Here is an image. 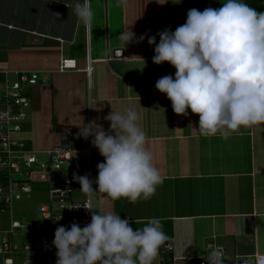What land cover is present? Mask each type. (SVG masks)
<instances>
[{"label": "crops", "instance_id": "crops-1", "mask_svg": "<svg viewBox=\"0 0 264 264\" xmlns=\"http://www.w3.org/2000/svg\"><path fill=\"white\" fill-rule=\"evenodd\" d=\"M244 2L264 12V0ZM78 3L83 0H0V73L12 78L22 71L39 73L37 83L27 88L31 105L17 137L38 155L46 154L62 143L60 132L80 130L93 119L107 130L111 122L104 116L134 107L163 182L150 199L135 203L93 191L94 211L130 218L134 230L159 218L165 242L178 256L209 253L207 243L214 240L226 247L227 263L241 254L256 255L264 264V123L241 128L227 139L219 133L201 135L199 116L191 109L187 116L176 114L167 95L155 87L163 76L174 78V66L153 62L154 46L147 38L127 44L120 38L125 30L136 37L168 27L175 31L190 9L220 8L224 0H89L87 24L71 13L69 6ZM116 49H123L125 58L109 60ZM64 57L75 59L77 67L60 71ZM88 58L91 73L85 69ZM83 145L82 140L73 143L71 168L80 172L90 164L95 180L97 164L105 158L92 145L89 162L79 149ZM34 183L49 194L50 182ZM92 187L98 189L95 183ZM80 188L73 185V199L86 197ZM155 264H160L159 253Z\"/></svg>", "mask_w": 264, "mask_h": 264}, {"label": "clouds", "instance_id": "clouds-1", "mask_svg": "<svg viewBox=\"0 0 264 264\" xmlns=\"http://www.w3.org/2000/svg\"><path fill=\"white\" fill-rule=\"evenodd\" d=\"M69 7L83 23L90 22L89 0ZM130 33L120 34L126 44L147 38L154 46L153 62L174 66V78L163 76L155 87L167 95L176 114L187 116L191 109L199 116L201 135L219 133L227 139L241 128L264 123V12L244 0H224L220 8L190 9L186 22L175 31L168 27L147 37ZM103 119L111 122L107 130L93 119L79 126L77 133L84 139L92 137V145L105 158L97 164L98 175L94 181L90 174H74L73 179L85 193H104L112 200L123 197L129 203L150 199L163 177L146 147L139 113L134 107L124 112L113 109ZM93 183L98 189H93ZM81 207L91 212V222L83 228L76 222L70 228H56L52 241L57 249L56 264H153L167 240L159 218L151 217L143 228L134 230L130 218L97 213L87 203L72 208ZM222 256V249L216 248L207 262L223 264Z\"/></svg>", "mask_w": 264, "mask_h": 264}, {"label": "built area", "instance_id": "built-area-1", "mask_svg": "<svg viewBox=\"0 0 264 264\" xmlns=\"http://www.w3.org/2000/svg\"><path fill=\"white\" fill-rule=\"evenodd\" d=\"M123 58L125 51L116 49L109 60ZM90 61L88 58L85 68L89 73L92 70ZM76 67L75 59L64 57L58 69L66 71ZM38 79L37 71L18 72L16 81L11 80L8 72L0 73V213L12 214L16 194H30L33 191L32 183L36 180H46L51 184L50 203L39 207L41 219H29L24 223L10 218L8 228L3 229L4 236L0 237V264H56L57 249L52 244L56 228L61 225L70 228L73 222L83 228L91 222L90 211L83 207L72 208L83 203L94 207L92 193H87L82 200L72 197L73 185L78 183L73 179L74 174H90L89 178L93 180L90 164L80 172L73 170L71 164L72 152L76 150L73 143L79 140L84 142L79 149L87 154L90 162L92 137L84 139L77 136L80 130L60 132L62 143L45 152L47 160L40 159L34 149L28 148L26 142L17 137L31 105L27 88L36 84ZM56 170L62 173L57 175ZM18 235L33 239L19 243L16 240ZM173 247L171 242H165L161 246L160 264H208L207 257L216 248L222 249L223 264H251L257 261L256 255L238 254L234 263H227L224 261L226 247L214 240L207 243L209 253L200 256H178Z\"/></svg>", "mask_w": 264, "mask_h": 264}, {"label": "rangeland", "instance_id": "rangeland-1", "mask_svg": "<svg viewBox=\"0 0 264 264\" xmlns=\"http://www.w3.org/2000/svg\"><path fill=\"white\" fill-rule=\"evenodd\" d=\"M12 81H16L17 77H10ZM19 136V134H17ZM38 155V154H37ZM38 157L42 160H47V154H40ZM62 172L59 170L55 171V174L59 175ZM33 191L30 194H16L13 202V211L10 213H0V237L4 236L3 229L8 228L9 220L12 217L14 220H19L21 222H27L29 219L39 220L41 219V213L39 207L41 204L50 203V195L47 190H42V188H37L35 183H32ZM19 240V243L26 242L28 238H22L20 235L16 237V240ZM33 238H29L31 241ZM22 245V244H21ZM17 260L19 258H16ZM155 264V260L153 261Z\"/></svg>", "mask_w": 264, "mask_h": 264}, {"label": "trees", "instance_id": "trees-1", "mask_svg": "<svg viewBox=\"0 0 264 264\" xmlns=\"http://www.w3.org/2000/svg\"><path fill=\"white\" fill-rule=\"evenodd\" d=\"M82 147V146H81Z\"/></svg>", "mask_w": 264, "mask_h": 264}]
</instances>
